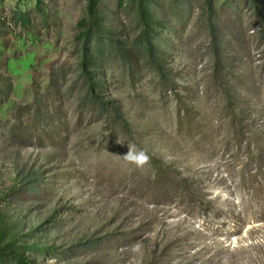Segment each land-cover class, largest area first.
Segmentation results:
<instances>
[{
    "label": "rangeland",
    "instance_id": "1",
    "mask_svg": "<svg viewBox=\"0 0 264 264\" xmlns=\"http://www.w3.org/2000/svg\"><path fill=\"white\" fill-rule=\"evenodd\" d=\"M155 2L175 31L177 85L131 84L106 52L99 103L117 122L88 105V0H0L12 84L0 99V233L33 264H264V0H188L182 14ZM118 3L100 10L134 39L136 16ZM129 147L149 163L127 162Z\"/></svg>",
    "mask_w": 264,
    "mask_h": 264
},
{
    "label": "trees",
    "instance_id": "2",
    "mask_svg": "<svg viewBox=\"0 0 264 264\" xmlns=\"http://www.w3.org/2000/svg\"><path fill=\"white\" fill-rule=\"evenodd\" d=\"M126 1L128 0H119L118 6L120 9L125 7L126 12L136 16L139 34L134 39H128L123 33L116 32L108 26V18L100 10L103 0H88V18L80 23L84 40L82 67L83 74L86 75L88 105L91 108L97 107L101 111L112 114L116 117L117 122L122 117L121 113L117 109H110L107 103H99L100 97L98 95L104 91L105 84L99 76L98 70L103 68V55L106 52L114 55V61L118 59L117 61L125 66L131 84L140 83L144 76L149 75L158 78L160 85L166 90L171 91L177 85L173 69L169 63L171 47L174 43L173 36L166 37L167 32L175 33L169 28L171 18L162 11L163 9L159 12L156 11V7L159 5L156 4L155 0H129V5L126 4ZM187 1L174 0L175 6H179L178 14H182L186 10ZM181 3L185 5L184 11L180 9ZM215 15L210 12V29L219 37L220 19ZM219 41L220 38L217 39V42ZM218 44L221 45L220 42ZM216 63L218 67L217 76L219 79L223 78L228 71V66L227 62L223 60L222 52H218ZM8 67L7 62L0 64V99L5 98V101L9 98L12 88V84L3 72V69L7 70ZM15 236L1 231L0 264H33L19 252ZM28 251L43 254L50 249L36 245L30 247Z\"/></svg>",
    "mask_w": 264,
    "mask_h": 264
},
{
    "label": "clouds",
    "instance_id": "3",
    "mask_svg": "<svg viewBox=\"0 0 264 264\" xmlns=\"http://www.w3.org/2000/svg\"><path fill=\"white\" fill-rule=\"evenodd\" d=\"M127 154L123 158L130 164H134L138 168L144 167L150 161V156L144 149H136L135 147H129Z\"/></svg>",
    "mask_w": 264,
    "mask_h": 264
}]
</instances>
